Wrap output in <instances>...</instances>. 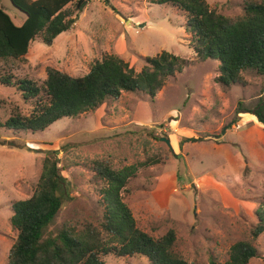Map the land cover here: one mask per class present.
Here are the masks:
<instances>
[{
  "label": "rangeland",
  "instance_id": "1",
  "mask_svg": "<svg viewBox=\"0 0 264 264\" xmlns=\"http://www.w3.org/2000/svg\"><path fill=\"white\" fill-rule=\"evenodd\" d=\"M154 1L109 0L106 6L103 0H87L70 31L50 44L36 39L25 60L16 62L15 76L37 85L46 79L47 69L83 76L104 54L120 57L136 72L146 58L163 51L186 65L164 81L153 103L145 93H122L43 132L15 134L0 127V264H8L16 239L10 205L32 196L41 160L52 150H58L61 174L72 189L47 234L64 222L100 221L101 186L91 182L92 166L109 160L115 170L135 168L120 195L136 226L154 239L172 230V250L187 263L224 264L230 247L247 241L258 251L250 264H264V234L257 239L251 235L264 197V127L250 114L235 113L239 103L254 107L264 100V77L247 72L244 87L217 83L218 61L194 57L184 14ZM205 1L209 9L230 18L241 15L244 2ZM0 6L16 25L23 23L25 15L9 0H0ZM0 102V123L14 108L23 115L31 111L14 88L0 85ZM191 138L196 141L185 140ZM103 260L148 264L142 256Z\"/></svg>",
  "mask_w": 264,
  "mask_h": 264
},
{
  "label": "trees",
  "instance_id": "2",
  "mask_svg": "<svg viewBox=\"0 0 264 264\" xmlns=\"http://www.w3.org/2000/svg\"><path fill=\"white\" fill-rule=\"evenodd\" d=\"M25 15L16 25L0 6V85L14 88L30 106L27 115L17 108L0 127L17 134L43 132L62 119H74L93 112L122 93H145L151 103L167 78L181 72L186 61L163 51L146 58L140 72L115 55L104 54L90 63L83 76L72 77L55 69L46 70L41 85L26 77H16V62L25 60L31 42L50 44L72 29L87 0H9ZM109 6V0H103ZM169 4L184 14V28L190 32L189 46L200 62L218 61L217 83L246 86L247 72L264 77V0H244L242 13L234 18L209 9L205 0H155ZM73 7L74 9H72ZM1 103V102H0ZM236 114L254 116L264 127V100L254 107L238 104ZM187 142L196 139H185ZM58 150L46 151L35 192L25 200L11 203L10 225L16 239L8 253V264H105L103 258L142 256L148 264H190L173 252L175 234L169 230L159 239L141 231L120 193L132 166L115 170L109 160L94 161L92 183L101 186L103 213L96 224L64 222L55 232L47 228L70 199L72 183L61 174ZM251 235L264 234V197L255 212ZM258 256L247 241L230 247L224 264H250ZM209 264H216L213 260Z\"/></svg>",
  "mask_w": 264,
  "mask_h": 264
},
{
  "label": "clouds",
  "instance_id": "3",
  "mask_svg": "<svg viewBox=\"0 0 264 264\" xmlns=\"http://www.w3.org/2000/svg\"><path fill=\"white\" fill-rule=\"evenodd\" d=\"M76 23V22H75ZM238 127L236 126L235 129H237Z\"/></svg>",
  "mask_w": 264,
  "mask_h": 264
},
{
  "label": "crops",
  "instance_id": "4",
  "mask_svg": "<svg viewBox=\"0 0 264 264\" xmlns=\"http://www.w3.org/2000/svg\"><path fill=\"white\" fill-rule=\"evenodd\" d=\"M119 44V43H118Z\"/></svg>",
  "mask_w": 264,
  "mask_h": 264
}]
</instances>
